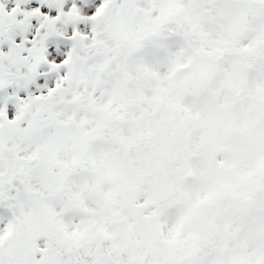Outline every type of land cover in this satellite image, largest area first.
Listing matches in <instances>:
<instances>
[{"label": "snow or ice", "instance_id": "obj_1", "mask_svg": "<svg viewBox=\"0 0 264 264\" xmlns=\"http://www.w3.org/2000/svg\"><path fill=\"white\" fill-rule=\"evenodd\" d=\"M230 0H0V264H117L86 198V133L122 65L150 37ZM264 14V0H245ZM264 71V62L259 65ZM243 264H264V244Z\"/></svg>", "mask_w": 264, "mask_h": 264}, {"label": "rangeland", "instance_id": "obj_2", "mask_svg": "<svg viewBox=\"0 0 264 264\" xmlns=\"http://www.w3.org/2000/svg\"><path fill=\"white\" fill-rule=\"evenodd\" d=\"M241 8L247 13V18L250 16L248 15L249 11H252L256 13L259 16V20H261L251 24L253 30L248 32L249 39L253 37L264 38V14L246 7L245 4L241 5ZM218 12L226 16L221 19L225 28L227 24L231 28L233 26L239 27L244 22L241 16L235 13L230 14L226 8L219 9ZM197 16H199V13L188 15L183 23H177V25L173 27H168L170 30L162 31V35H169V31H172L176 34L184 32V34H192L193 36L196 29ZM215 17L217 18L218 16L215 15ZM233 34L234 33L231 32L230 36ZM216 39H218V35L215 36V40ZM219 45L221 44L218 42L213 43L215 47ZM166 49L167 55L165 59L148 62L142 60L141 67L151 73V75H149L150 78L144 82V85L148 84L147 87L143 86L140 87L139 90L136 89L138 83L134 80L135 83L127 85L129 91L123 89L121 83L118 81V78L122 77L121 70L123 69L132 74H137L134 64L131 63L122 65L112 85L101 92L103 102L99 107L106 104H111V108L117 107L121 104L120 98H130V107H127L129 113L125 111L127 114L124 116L130 119V124L128 125V128H130V136L143 131L154 132L156 134L155 136L152 135L153 140L155 139V144L151 148L145 149L140 153L141 156H144V160L153 163L154 167L164 168L166 162L161 161V159L158 160L159 158L156 156H165L169 154V157L174 159V167L179 168L176 174L174 172V174L171 173L169 177H166L172 178V184H170V180H166L157 172H154L150 175L149 183H141V189L136 188L132 190L137 183L131 180L129 185L127 181L128 178H125L118 166L106 155L107 150L96 147L95 151H93V159L100 164V170L96 178L91 177L87 186L86 198L90 201L92 209L98 208L102 211V206L105 204L103 198L109 200L113 197L114 200L116 198L119 203L128 204V209L132 212L134 219L141 220L142 218L136 225L130 227V233H128L127 230H123V228L122 230L118 229L117 235L110 243V245L114 247L115 258L121 263L131 259V256L143 255L144 253H146L148 257L154 255V249L158 243L155 241L154 232L158 226L162 227V237L163 240H166V243H172L173 240H177L178 246L175 248L174 256L176 258H186L192 247V243L200 239L202 235L198 233L202 207H199L197 202L203 200L213 205L216 200L215 190L208 182L203 172L204 168L202 165L198 164V162H203L208 166L214 157V152L217 150L216 145L218 143L222 144L223 141L228 139H232L233 141V146L229 148L232 151L224 152L221 157L217 158L220 165L214 168L213 181L218 186L222 187L226 183H229L228 181L233 180L232 172L237 166H239L237 171V180H239L241 178H246L247 167H250L252 173H256L261 161L264 165L263 154H260V149L262 145L264 146V125L261 126L257 123L258 114L261 113L260 109L255 104H251L244 100L241 104V110L243 114L246 112V115L236 120L233 116L234 112H231L224 106L227 105L229 98L224 95L225 88L223 83L216 80L211 87V89L220 96L219 102L216 103L217 105H213L209 100L199 96L200 73L196 74L197 77H199V82L196 84L193 76L190 75L188 70L181 71L177 73V75L173 72L175 65L179 64L180 66H185L189 62L188 56L181 52V44L177 40L171 41L166 44ZM208 76L212 77L210 73H208ZM240 79L241 84L245 82L251 86L250 94H254V98H256L257 94L255 93L258 89L257 87L264 85V71L249 77H245L241 73ZM238 84L239 83L235 81V87ZM165 88L167 92L165 94H160V90ZM262 91H264V89H262ZM138 93H143L144 99H150L157 94H160L159 97L162 96L161 98H164V101L161 102L163 113L158 115L155 122L149 120L151 117L148 116V114H144L143 111L146 110L148 113H151L156 105L139 103L136 98ZM235 95H238V97L240 96V94L236 92L233 94V98ZM131 101L134 103L133 106ZM173 104L179 109H188V111L180 110L179 114L185 112L189 114L187 120L181 123L182 129L178 133L176 130L180 128V124L174 122L169 129L161 123L163 118H165V113L171 111ZM119 112H121V110ZM88 117L89 115L87 118ZM243 125L248 129L246 133L243 131ZM190 131L194 133L191 135L190 143L186 146V133ZM189 148H191V151L194 149L199 158V160L193 164L198 178L189 186L187 203H182V198L179 196V193L182 192L185 184L182 178L186 172L184 168L186 166L185 162L187 161L184 150H188ZM250 152L257 154L258 157L254 156V154L253 156H249ZM134 155L137 156L138 153H134ZM243 162L246 163L245 168L241 166ZM175 175H178L180 180L175 181ZM255 184L256 182L253 178L249 181L244 180V184H241V186L233 190V192L241 194L245 191L250 192ZM126 187L129 188L124 191ZM168 199H171L169 204V201H167ZM134 200L137 209L130 207V201ZM154 201L161 204V208L164 210V214L161 215L160 219L156 220L152 218L150 209H147L145 212L141 209V206L148 205L150 202ZM257 208L264 213V194L257 203ZM216 210V206L212 207L213 212H216ZM177 212H179L183 218H186L179 234L176 232L177 218L180 216L176 214ZM253 217L255 220H249L250 223H248L244 227L245 229L243 228L237 235V242H234L235 244L231 245L228 239H226L227 237L230 238L228 233L234 232L236 228V223L231 219L227 220V227L224 225L220 226L218 231L214 230L212 234L209 235L208 246L212 244L213 246H224L226 248L225 252H227L222 264H243L246 249L254 245L264 244V217L258 214H254ZM222 224L223 223L220 225ZM253 238H257V241L249 245L248 242H246L244 247L236 248L240 243L242 244V242L249 241ZM166 257L167 250L165 246L158 254L159 262L164 261ZM183 261L185 262L184 259ZM193 264L218 263L213 253L209 252V248L205 247L204 250L197 253Z\"/></svg>", "mask_w": 264, "mask_h": 264}, {"label": "trees", "instance_id": "obj_3", "mask_svg": "<svg viewBox=\"0 0 264 264\" xmlns=\"http://www.w3.org/2000/svg\"><path fill=\"white\" fill-rule=\"evenodd\" d=\"M230 3L233 6L226 7V10L230 14H237L241 16L244 20L243 24L239 27H230L228 24L225 26L221 19L226 17L222 15L218 10L214 13H199V16L196 18V29L194 34H184L181 32L180 34H176L175 32L169 31L170 34L163 36L162 31H168V27L160 28L150 37V40L155 44L156 49L162 53V56L159 61L165 59L167 55L166 44L177 40L181 44V52L186 54L189 58V62L185 66H180L179 64L175 65L173 72L177 75V73L181 71L188 70L190 75L193 76L194 82L197 84L199 82V77H197V73H200V93L199 96L209 100L213 105H217L219 102V95L211 89L214 81L219 80L224 85V95L229 98L227 105H224L231 112H234L233 116L236 120H239L243 115H246V112H242L241 104L244 100L250 102L251 104H255L261 111L258 114V124L261 126L264 125V85L258 86L257 97L254 98V94H250L251 86L245 82L241 84L240 74L242 73L245 77H249L252 75L260 74L259 65L264 62V38H251L249 39V33L253 30L252 23L259 20V16L249 11L247 18V13L241 8V5L245 4V0H230ZM214 16H213V15ZM215 15L218 17L216 18ZM177 25V24H175ZM217 25V26H216ZM224 26V27H223ZM223 29V30H222ZM222 30V31H220ZM220 31V33H219ZM234 33L233 37L230 34ZM179 33V32H178ZM218 35V39L215 40V36ZM220 43L221 45L215 47L213 43ZM142 60H136L133 64L136 68L137 74H132L126 70H121L122 77L118 78V81L121 83L124 90L129 91L128 84L135 83L134 80L137 81L136 89H140V87H147L148 84L144 85V82L148 80L151 75L146 69H143ZM208 73L212 77L208 76ZM239 84L235 87V81ZM167 92L166 88L160 90V94H165ZM239 93L240 96L237 101H234L233 94ZM160 94L152 96L150 99H144L143 93H138L136 98L139 103H147V104H155L156 107L153 112L148 113L146 110L143 111L144 114H148L151 118L149 120L156 121L158 115L163 113L161 109V102L164 101V98L159 97ZM135 97V96H133ZM164 97V96H163ZM129 99V100H127ZM121 104L117 107L111 108V104H106L102 107H97L90 111V115L88 118L83 120V125H92L91 128L88 129L86 133L87 143H86V151L89 157V169L88 174L90 177H97L98 171L100 170V164L93 159L92 153L95 151L96 147L99 149L107 150V154L109 158L118 166L120 172L128 178V183L130 185V181L133 180L137 183L134 187L135 190L141 189V183H149L150 175L154 172H157L161 177L166 180L171 181L169 177L171 173L176 174L179 170L178 167H174L175 163L173 162V158L169 157V154L165 156L157 155L161 161L166 162V166L164 168L154 167L153 163L144 160V156H141L140 153L148 148H151L155 142L153 140V136L156 134L149 131L138 132L137 134H133L130 136V128L128 125L130 124V119L125 118L128 112L127 107H130V98H120ZM132 106L134 103L131 101ZM137 108V106L135 105ZM257 108V109H258ZM258 109V110H259ZM121 110V112H119ZM180 110H186L185 108H177L175 104L172 105V109L169 113H165L163 120L161 123L167 126L169 129L172 127V123L176 122L180 124V128L177 131L180 132L182 127L181 123H184L189 114L188 112L179 114ZM124 111V112H123ZM127 113H126V112ZM243 131L246 133L248 131L247 127L243 125ZM194 132H187V137L185 138V145L191 141V135ZM159 134V133H157ZM153 135V136H152ZM184 145V143H183ZM233 146L232 139H228L223 141L222 144H217V150L214 152V159L212 158L211 163L206 166L203 162H198V164L202 165L204 168V174L207 177L210 185L213 186L216 193V200L214 204H210V202H205L203 200H199L197 205L202 207L201 214V222L199 223V234L201 238L194 241L192 243V247L190 248L189 254H187L186 258L175 257L174 252L176 246H178L177 240H173L172 243H166V240H163L162 237V227L158 226L156 228L155 241L158 242L154 249V255L151 257L146 256V253L143 255L131 256V259L128 261L121 263L116 259L117 264H193L195 262V257L198 252L204 250L205 247L209 248V252L213 253L214 257L217 259L218 264H222L225 259V247L224 246H213L210 244L208 246L209 235L212 234L214 230L220 228V226L227 227V220L231 219L236 223V228L234 232L228 233L230 238L228 241L232 244L237 242V235L241 232V230L250 223L249 220H255L253 217L254 214H258L264 217L263 211H259L257 208V203L259 202L261 196L264 194V165L263 162L259 161L261 164L258 166V170L256 173H252L250 171V167H247V176L246 178H241L237 180V171L239 166L235 168L232 172V179L228 181L225 185L218 186L213 181V171L215 166L220 165L217 161V158L221 157L223 153L227 151H232L231 148ZM190 147V145H189ZM191 148L188 150H184L185 157L187 159L186 166L184 171H188L190 173V179L183 186L182 192L179 193V196L182 198V203H187V193L189 191V186L197 180V175L194 170L193 164L199 160L198 155L194 151H191ZM134 153H138V155H134ZM254 153L250 152L249 156H253ZM260 154H263L264 160V146L260 149ZM254 156L258 157L257 154ZM163 164V163H162ZM144 165V166H143ZM246 163L243 162L241 166L245 168ZM145 167V169H144ZM169 168V169H168ZM178 175L174 176L175 181L180 180ZM254 179L256 184L254 188L248 192L237 193L233 192L236 190L241 184H244V180L249 181ZM237 181V182H235ZM253 182V181H251ZM172 184V181L170 182ZM130 187V186H129ZM128 187V188H129ZM124 188V191L128 189ZM105 204L102 206V212L109 222V226L111 229L110 235L112 239L109 243L117 235L118 229L123 228V230H127L130 233V227L136 225L139 221L138 219H134L132 216V212L128 209V204H123L117 202V199L111 197L109 200L103 198ZM168 204L171 202V199ZM216 206V212L212 211V207ZM130 207L133 209H137V205L135 200L130 201ZM143 212L147 209L151 210L152 218L160 219L161 215L164 214V210L161 208V204L157 202H150L148 205L141 206ZM92 210H95L94 208ZM176 214L180 215L179 212ZM177 215V216H178ZM177 227L176 232L179 234L181 232V228L184 225L186 218L181 215L177 218ZM223 223L222 225H220ZM245 229V228H244ZM120 230V231H121ZM257 241V238H253L249 241L242 242L237 245L236 248L244 247L246 242L248 245ZM235 242V243H234ZM166 246L167 257L164 261L159 262L158 254L161 250H163ZM148 250V249H146ZM185 260V262L183 261Z\"/></svg>", "mask_w": 264, "mask_h": 264}, {"label": "water", "instance_id": "obj_4", "mask_svg": "<svg viewBox=\"0 0 264 264\" xmlns=\"http://www.w3.org/2000/svg\"><path fill=\"white\" fill-rule=\"evenodd\" d=\"M237 99H238V95H235L234 101H237ZM188 179H189V173H186L183 177V181L186 182V181H188Z\"/></svg>", "mask_w": 264, "mask_h": 264}]
</instances>
